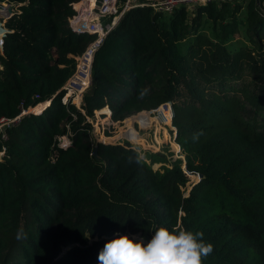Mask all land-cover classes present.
<instances>
[{
  "label": "trees",
  "instance_id": "16d2710c",
  "mask_svg": "<svg viewBox=\"0 0 264 264\" xmlns=\"http://www.w3.org/2000/svg\"><path fill=\"white\" fill-rule=\"evenodd\" d=\"M8 1L0 118L15 120L0 135V264H99L116 234L147 242L157 227L203 232L213 252L202 264H264V0L129 4L92 55L83 113L60 102L93 37L68 27L79 0ZM163 103L186 168L212 153L216 175L190 183L180 160L153 169L162 155L102 143L85 120L107 118L108 136ZM62 134L70 144L56 146Z\"/></svg>",
  "mask_w": 264,
  "mask_h": 264
},
{
  "label": "built area",
  "instance_id": "2783aa9c",
  "mask_svg": "<svg viewBox=\"0 0 264 264\" xmlns=\"http://www.w3.org/2000/svg\"><path fill=\"white\" fill-rule=\"evenodd\" d=\"M118 1L119 0H92V1L79 0L73 5L75 13L68 19V27L70 31L75 34H79V33L91 34L93 35V37L88 42L84 50L77 57L75 69L62 87L63 94L60 97L61 103L66 104L70 102L76 108L81 110L82 94L89 87L91 83L90 65H91L92 55L97 49V47L100 45V43L102 42L108 30L111 28L114 19L117 18L116 16H118L125 8L129 7L128 0H125L122 8L118 9ZM207 1L208 0H143L142 2H137V3L144 4L150 7L154 11L166 13V12H170L172 9H174L179 5H185L190 8L197 2H207ZM109 16L111 17V20L105 21V19ZM0 45H1V39H0ZM168 107L169 104L163 103L155 109L158 110L161 109L167 111V113L170 114L171 111ZM152 110L140 111L136 113V116L132 115L130 118H132L133 121L144 124L147 122L146 119L149 117ZM81 112L83 113L82 110ZM140 115H146L147 118L139 119ZM91 117H93L96 122L90 123L89 122L91 121L90 117L85 115V120L91 124V136L95 139H98L99 141L104 140L105 137L107 136L101 134L100 131L102 132V130L107 128V125L109 124L108 119L107 118L101 119V117L96 111ZM12 121L7 120L6 118L3 117L0 118V132H1L0 135L2 138L6 137L4 129L8 127ZM138 128L146 129L145 127H140V126H138ZM126 131L124 133H126ZM135 131L136 130H134V132L132 131L136 137L135 140H133L131 136L124 135L126 136V140L128 141V143L132 147H138V149L144 147L149 148L145 145H142L140 142L141 136L145 137V135L141 133V136L139 137L140 134ZM54 144L59 147L67 146L68 144H70V138L68 134H62L56 136L54 138ZM150 148L151 149L153 148L155 150V148L152 146H150Z\"/></svg>",
  "mask_w": 264,
  "mask_h": 264
},
{
  "label": "clouds",
  "instance_id": "9594fccd",
  "mask_svg": "<svg viewBox=\"0 0 264 264\" xmlns=\"http://www.w3.org/2000/svg\"><path fill=\"white\" fill-rule=\"evenodd\" d=\"M145 88L139 92L143 99ZM142 156L138 154L137 160ZM203 232L157 227L145 242L128 235L116 234L98 254L99 264H202L203 258L213 252V245L203 240ZM23 238L21 235L17 237Z\"/></svg>",
  "mask_w": 264,
  "mask_h": 264
},
{
  "label": "rangeland",
  "instance_id": "374dc122",
  "mask_svg": "<svg viewBox=\"0 0 264 264\" xmlns=\"http://www.w3.org/2000/svg\"><path fill=\"white\" fill-rule=\"evenodd\" d=\"M141 1L143 0H128V3L133 5ZM168 108L171 111L170 106ZM158 111H159L158 109L152 110L149 117L146 119L147 122L144 124L133 121L132 123H130V125L125 127L126 128L125 130H124L125 123L122 127H114L113 129L109 130L110 134L107 137H105V139L109 141L115 140V138H118L119 135L124 133L126 130L128 129L132 130L130 126L133 125L134 123V130H136L135 132L140 134L139 137L141 136V133H143L144 131H147V135L143 133L145 137L147 136L146 141H142V139L140 140L142 141V143H144L143 145L146 146L147 145L146 142H147L150 146L155 148L154 150L153 148L151 149L150 146H147L149 147L148 149L152 150L153 152L156 151V153L164 157L165 161L156 162L151 165L153 169L161 167L162 165L165 168L170 169L172 167V162L176 160H180L181 163L179 165V169L177 173L185 177L188 181H190V183L198 180L197 177H199V175L197 171H201L202 173L207 172V173H210V175H216L221 170V166H220L219 161L216 159V157L212 153H209L208 155L204 154L205 156L201 160H197L196 162L195 161L193 162V165L190 169L186 168L184 155L181 154L179 145L175 142L173 138L175 135V128L171 125L170 115L172 111L170 112V114H168L167 111H164L161 109H160V112ZM157 113H160L159 114V117H161L160 119L156 117ZM133 116H136V114H134ZM89 117L91 120L89 121L90 123L96 122L93 117L91 116ZM128 119L131 120L132 118L129 117ZM150 123H153L154 125ZM138 126L145 127L146 129H140L138 128ZM127 132L128 131H126V133H124L123 136L124 135L128 136ZM90 135H91V131H90ZM131 137L136 139L135 135ZM185 186L187 189L189 187V183L186 182Z\"/></svg>",
  "mask_w": 264,
  "mask_h": 264
},
{
  "label": "crops",
  "instance_id": "0c3cea01",
  "mask_svg": "<svg viewBox=\"0 0 264 264\" xmlns=\"http://www.w3.org/2000/svg\"><path fill=\"white\" fill-rule=\"evenodd\" d=\"M141 2H142V1H141ZM6 7H10L12 12L15 10V9H14V3L11 2V1H8V2H6V3L2 4V5H0V9H1V8L5 9ZM4 20H5V18L0 14V37L3 35V32H4V27H3ZM158 114H160V113H157V116H156V117H157L158 119H160L161 117H159ZM132 122H133V120L131 119V123H132ZM151 122H152V121H151ZM150 124L154 125L153 123H150ZM125 127H126V126H124V129H125ZM130 128H132V130H134V123H133V125L130 126ZM143 133L147 135V131H144ZM143 133H142V134H143ZM123 134H124V133H122L121 135H119V137H118V138H115V140H116V139H121L122 136H123ZM144 134H143V135H144ZM146 137H147V136H146ZM146 137H142V136H141L142 141H146ZM142 141H140V142H141V144L143 145L144 143H142ZM146 144H147L146 146H149V144H148L147 142H146Z\"/></svg>",
  "mask_w": 264,
  "mask_h": 264
},
{
  "label": "water",
  "instance_id": "95a60500",
  "mask_svg": "<svg viewBox=\"0 0 264 264\" xmlns=\"http://www.w3.org/2000/svg\"><path fill=\"white\" fill-rule=\"evenodd\" d=\"M0 14H1L5 19L8 18V17L12 14L11 8H10V7H6L5 9L1 8V9H0ZM119 16H120V15H118V17L114 19L112 25L116 23V21L118 20ZM121 139H125V140H126V136H122ZM117 140H118V139H117ZM114 141H116V140H113V141H109V140H106V139H104V140H100V142H102V143H112V142H114ZM92 155H93L94 157H96V147H93V149H92Z\"/></svg>",
  "mask_w": 264,
  "mask_h": 264
},
{
  "label": "bare ground",
  "instance_id": "6f19581e",
  "mask_svg": "<svg viewBox=\"0 0 264 264\" xmlns=\"http://www.w3.org/2000/svg\"><path fill=\"white\" fill-rule=\"evenodd\" d=\"M33 109H34V110H37V109H39V105H38V106H36V107H35V108H33ZM33 109H32V110H33Z\"/></svg>",
  "mask_w": 264,
  "mask_h": 264
}]
</instances>
